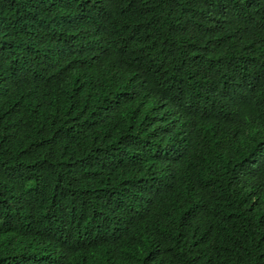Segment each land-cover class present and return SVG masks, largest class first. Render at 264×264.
Wrapping results in <instances>:
<instances>
[{"label":"trees","instance_id":"trees-1","mask_svg":"<svg viewBox=\"0 0 264 264\" xmlns=\"http://www.w3.org/2000/svg\"><path fill=\"white\" fill-rule=\"evenodd\" d=\"M0 264H264V0H0Z\"/></svg>","mask_w":264,"mask_h":264}]
</instances>
